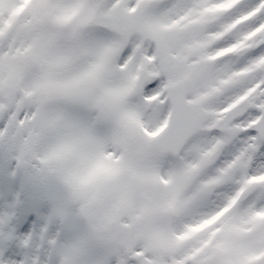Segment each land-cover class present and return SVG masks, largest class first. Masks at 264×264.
<instances>
[{
  "label": "snow or ice",
  "instance_id": "obj_1",
  "mask_svg": "<svg viewBox=\"0 0 264 264\" xmlns=\"http://www.w3.org/2000/svg\"><path fill=\"white\" fill-rule=\"evenodd\" d=\"M6 3L0 264H264V0Z\"/></svg>",
  "mask_w": 264,
  "mask_h": 264
},
{
  "label": "rangeland",
  "instance_id": "obj_2",
  "mask_svg": "<svg viewBox=\"0 0 264 264\" xmlns=\"http://www.w3.org/2000/svg\"><path fill=\"white\" fill-rule=\"evenodd\" d=\"M25 4H27L28 2H24ZM9 4H4L3 8L0 9V15H3L4 17H6V27L8 24H12L14 27L16 26V21L19 20L20 17V13H21V9L17 8L11 12H9ZM42 27V24H40L36 29L34 30H25L21 33L23 38H32L35 35H37L39 33L40 28ZM47 28H45L42 32L46 31ZM58 30L55 29L54 31ZM39 63L33 62L31 59L25 58L20 62V67L27 72H31L33 74H40L42 71H44V66H39ZM43 67V68H42ZM110 204L106 205L105 208L103 209V211L105 210L106 212V208L109 207L110 209Z\"/></svg>",
  "mask_w": 264,
  "mask_h": 264
}]
</instances>
